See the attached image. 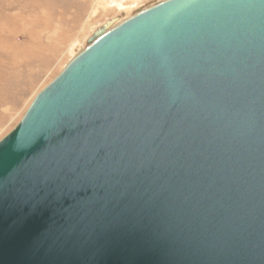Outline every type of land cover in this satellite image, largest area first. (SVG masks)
Returning a JSON list of instances; mask_svg holds the SVG:
<instances>
[{
    "label": "water",
    "instance_id": "obj_1",
    "mask_svg": "<svg viewBox=\"0 0 264 264\" xmlns=\"http://www.w3.org/2000/svg\"><path fill=\"white\" fill-rule=\"evenodd\" d=\"M118 20L0 138V264H264V0Z\"/></svg>",
    "mask_w": 264,
    "mask_h": 264
},
{
    "label": "rangeland",
    "instance_id": "obj_2",
    "mask_svg": "<svg viewBox=\"0 0 264 264\" xmlns=\"http://www.w3.org/2000/svg\"><path fill=\"white\" fill-rule=\"evenodd\" d=\"M147 1L0 0V138L72 58L74 48L85 46L93 27L121 18L115 14L119 4L129 10L139 5L132 14Z\"/></svg>",
    "mask_w": 264,
    "mask_h": 264
},
{
    "label": "bare ground",
    "instance_id": "obj_3",
    "mask_svg": "<svg viewBox=\"0 0 264 264\" xmlns=\"http://www.w3.org/2000/svg\"><path fill=\"white\" fill-rule=\"evenodd\" d=\"M156 1H158V0H148L147 2H146V4H145V6L144 7H147V6H150L152 3H154V2H156ZM122 3V2H121ZM137 6H139V5H137ZM137 6L136 7H134V8H132V9H128V8H126L125 6H123L122 4H119L118 5V12H116L115 14H117V13H122V16H121V18H119V20H118V22H120V21H122L123 19H125V18H127L128 16H130L131 15V11L133 10V9H135V8H137ZM142 8V7H141ZM129 11V12H128ZM94 29H95V27H93L92 29H91V31L93 32L94 31ZM91 32V33H92ZM86 38V37H85ZM84 38V39H85ZM84 41V40H83ZM83 43V42H82ZM75 49V51L76 52H74L73 54L75 55L76 53H78L81 49H82V46H81V48H79V49H77V48H74ZM73 55V56H74ZM72 56V57H73ZM69 62V61H68ZM67 62V63H68Z\"/></svg>",
    "mask_w": 264,
    "mask_h": 264
}]
</instances>
